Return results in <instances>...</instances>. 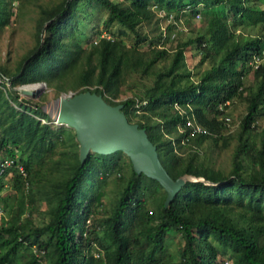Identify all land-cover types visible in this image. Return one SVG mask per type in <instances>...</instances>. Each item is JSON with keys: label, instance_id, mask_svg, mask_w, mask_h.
<instances>
[{"label": "trees", "instance_id": "obj_1", "mask_svg": "<svg viewBox=\"0 0 264 264\" xmlns=\"http://www.w3.org/2000/svg\"><path fill=\"white\" fill-rule=\"evenodd\" d=\"M13 2H0V26ZM88 4L104 10V26L116 30L108 37L96 32L81 46L73 33L79 10ZM201 11L197 34L168 52L164 33L182 16L195 18ZM39 12L33 48L12 73L0 66V99L3 89L20 107L3 98L0 158L20 163L28 182L23 193L13 167L0 173L2 211L5 181L19 192L16 212L0 221V264H223L224 257L228 264H264V128H258L264 118V59L255 68L248 65L264 49V0H61ZM144 26L153 33L142 31ZM243 26L258 30L237 32ZM190 46L200 55L195 79L185 63ZM128 76L140 80L139 91L115 101ZM37 82L56 95L89 90L108 104H122L127 121L145 130L171 178L186 174L203 181H185L164 206L161 186L136 174L122 152L91 153L80 164L73 130L52 128L39 120L47 116L36 104L17 101L13 87ZM235 99L244 102V112L227 133L223 117ZM230 140L224 171L203 145L226 149ZM108 176L118 183L104 215L94 208L102 205L98 187ZM34 193L47 206L48 218L39 226L28 217L19 220ZM173 231L179 235L176 255L166 243Z\"/></svg>", "mask_w": 264, "mask_h": 264}, {"label": "rangeland", "instance_id": "obj_2", "mask_svg": "<svg viewBox=\"0 0 264 264\" xmlns=\"http://www.w3.org/2000/svg\"><path fill=\"white\" fill-rule=\"evenodd\" d=\"M5 0H0L1 5L3 6V2ZM61 0H17V2H13L8 7L11 9V14L8 15V20L6 24L0 26V66H4L8 72L12 73L16 67V65L20 62V60L31 50L36 42V20L40 16V8L51 7L55 4H58ZM118 1V0H113ZM82 6V5H80ZM206 13L207 11L204 10ZM159 12H157L158 15ZM201 14L195 18H188V15H184L180 18L178 22H176L173 28L164 33V37H167L168 40L165 41V48L171 52L175 43L177 41H185L188 38H193L197 34V28L201 24ZM78 22L75 23V29L73 33V38L77 40L81 46L87 45V41H91L95 38V33L99 32L100 36L108 35L106 34L108 31L112 32L116 30L115 25L110 26L107 29L102 20L105 16V11L96 8L92 5H87L81 7L79 10ZM1 15L0 17H2ZM159 17V15H158ZM1 20V18H0ZM165 21V20H164ZM166 23L160 21L161 27L164 28V24ZM107 30V31H106ZM256 27L252 26H243V28L237 30L244 35H253L257 32ZM142 31L152 32L151 26H144ZM153 33V32H152ZM126 43H130L132 41L131 36L124 38ZM146 43L141 45V48L144 49L146 47ZM199 54L196 52L193 46H190L188 51L185 52V63L188 69H190L192 73V78L195 79L197 76L194 74L197 72V68L194 69L196 61L199 58ZM160 65V64H159ZM207 67V64H203L201 68ZM246 76L247 81L251 80L250 73ZM3 78L0 77V82ZM140 80L137 77L128 76L124 79V84L121 86V93L115 99V101H121L126 98L132 96L133 93L138 92L141 85ZM1 84V83H0ZM5 88H9V84L7 82L4 83ZM31 84H22L13 87V90L18 94L17 101H25L24 103H32L36 104L39 108L40 112L47 116V119L39 118L41 122H45L49 124L52 128L64 125H58L55 123V114L56 109L58 107L57 98L59 95L63 94H74L73 89H67L65 92L60 93L59 95L55 94V91L51 87H47L43 82H37ZM39 87L32 91L31 94L25 95L18 91V87L28 88L29 86ZM29 90V89H27ZM3 97L0 99V106H5L3 103V98L6 99L9 105L15 107L16 110H19L20 107L18 104L10 100L8 98L7 93H4L2 89ZM57 104V105H55ZM57 106V107H56ZM244 112V102L241 99H235L231 102L227 108L226 113L229 118V125L227 133L232 132L238 125V121L241 115ZM258 128H264V118H261L258 122ZM218 143L216 146H208L206 144L203 145L206 153L211 156L214 161L215 166L222 168L224 171H227L230 162V155L232 152V147L234 144V140H230L229 146L226 149H219ZM118 181L113 176H108L103 185L98 187L99 192H102V196L100 197V202L102 205L100 207H95L94 209L98 213L107 214L108 209L110 208L111 201H113L116 189V184ZM123 181L120 182L122 185ZM117 190V189H116ZM24 190L23 193H25ZM18 190H15L11 187L10 181H5V186L2 190L1 195L5 199V203L7 205L6 209H3L2 212V220H8L10 216L16 212V203L18 201ZM25 199H26V195ZM34 203L32 206L28 204L25 205V209L23 213L20 215L19 220L25 221L27 217L30 220V224L33 226H39L46 222L47 215V206L44 201L39 200L37 198V194H33ZM2 200V198H1ZM2 208L4 202L1 201ZM102 210V212H101ZM167 249L171 251L172 254L176 255V251L178 249L179 235L175 231L170 232L169 237H167ZM227 259V257L223 258V261Z\"/></svg>", "mask_w": 264, "mask_h": 264}, {"label": "water", "instance_id": "obj_3", "mask_svg": "<svg viewBox=\"0 0 264 264\" xmlns=\"http://www.w3.org/2000/svg\"><path fill=\"white\" fill-rule=\"evenodd\" d=\"M21 93L28 95L32 91L24 89ZM57 103L55 123L73 130L80 164L91 153L106 155L120 151L136 174L152 178L161 186L165 192L164 206L170 203L185 181H203L186 174L171 178L145 130L127 121L121 111L122 104H108L100 94L89 90L59 95Z\"/></svg>", "mask_w": 264, "mask_h": 264}, {"label": "built area", "instance_id": "obj_4", "mask_svg": "<svg viewBox=\"0 0 264 264\" xmlns=\"http://www.w3.org/2000/svg\"><path fill=\"white\" fill-rule=\"evenodd\" d=\"M158 15L161 17L163 16V12L160 10L158 11ZM198 15H196L197 17ZM168 19H170V16H168ZM264 59V49H262L260 51V54H257V53H253L251 56H250V59L248 60V65L251 66L252 68H255L259 65V63ZM26 88L24 87H18V91L22 92V90H24ZM228 105V102H225L224 104L220 105L219 106V109H222L223 106H226ZM223 120H224V123L226 125L229 124V118L227 116H224L223 117ZM187 125H193L191 124L190 122H187L186 123ZM193 131L195 132H199L201 131V128L199 126H194L193 127ZM8 167H13L17 173L21 176L22 178V182H23V188L24 190H26L28 188V182L26 181V172L23 168V166L18 163L15 159H12V158H8V157H1L0 158V173L4 172V170ZM2 206L0 204V221H1V217H2ZM31 250L34 252L35 251V246H32L31 247ZM41 253L43 252L42 250L40 251ZM223 264H228L227 261H224Z\"/></svg>", "mask_w": 264, "mask_h": 264}, {"label": "bare ground", "instance_id": "obj_5", "mask_svg": "<svg viewBox=\"0 0 264 264\" xmlns=\"http://www.w3.org/2000/svg\"><path fill=\"white\" fill-rule=\"evenodd\" d=\"M39 86L38 85H36V86H29L28 88H26V89H29V90H35V89H37ZM55 105H57V104H55ZM57 107V106H56ZM57 110V109H56Z\"/></svg>", "mask_w": 264, "mask_h": 264}]
</instances>
